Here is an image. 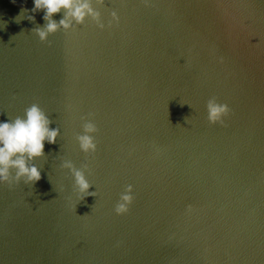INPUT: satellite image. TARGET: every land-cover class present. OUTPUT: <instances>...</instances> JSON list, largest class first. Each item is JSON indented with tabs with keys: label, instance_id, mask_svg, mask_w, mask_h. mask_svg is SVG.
<instances>
[{
	"label": "water",
	"instance_id": "obj_1",
	"mask_svg": "<svg viewBox=\"0 0 264 264\" xmlns=\"http://www.w3.org/2000/svg\"><path fill=\"white\" fill-rule=\"evenodd\" d=\"M91 2L41 41L34 0H0V122L38 104L60 130L39 182L0 184V264H264V0Z\"/></svg>",
	"mask_w": 264,
	"mask_h": 264
},
{
	"label": "clouds",
	"instance_id": "obj_2",
	"mask_svg": "<svg viewBox=\"0 0 264 264\" xmlns=\"http://www.w3.org/2000/svg\"><path fill=\"white\" fill-rule=\"evenodd\" d=\"M100 2L102 3L103 0ZM23 11L27 12L28 9ZM31 11L44 13L45 25L34 29L41 41H47L51 34H55L61 28L70 29L73 21L76 24H83L89 17L97 22L100 19V13L93 8L91 0H34V8ZM60 13H63V18L57 22L53 17ZM113 17L118 20L115 12ZM28 19L34 20L35 17L29 15ZM99 26L104 27L103 24ZM207 110L211 124H224V118L231 112L226 103L218 102L215 97L208 100ZM51 124L49 116L38 104L28 107L22 117L0 122V184L13 185V170H15L16 184L23 180L25 184L34 185L42 179L41 170L35 161L45 157V144H55L60 135L59 128H52ZM84 131L86 134L78 137L81 149L84 152L95 151L97 145L94 137L88 133L96 132V126L91 122L86 123ZM29 161L33 163L30 164ZM65 166L73 167L70 163ZM73 172L76 185L80 192L85 194L82 199L96 195L95 192L90 191L92 185L84 173L74 168ZM133 191V186L128 185L121 194L115 206L117 215H124L130 211L134 201Z\"/></svg>",
	"mask_w": 264,
	"mask_h": 264
}]
</instances>
